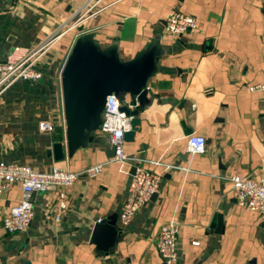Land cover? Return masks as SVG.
Segmentation results:
<instances>
[{
  "label": "crops",
  "instance_id": "1",
  "mask_svg": "<svg viewBox=\"0 0 264 264\" xmlns=\"http://www.w3.org/2000/svg\"><path fill=\"white\" fill-rule=\"evenodd\" d=\"M86 0H0V60L14 46L32 47L73 24ZM98 14L68 29L36 64L42 77L16 80L0 95V161L37 171L81 170L102 163L100 174L32 194L27 230L8 233L2 219L21 198L14 184L0 197V264H164L156 250L162 223L180 224L174 264H264V222L240 207L228 176L264 178V98L248 85L264 83V0H107ZM196 18L197 28L173 36L169 11ZM92 33L101 48L115 45L120 61L151 46L156 69L147 79L148 102L124 150L160 176L157 192L125 225L119 213L133 166L112 161L107 135L56 159L65 137L61 71L75 40ZM123 100V99H122ZM126 100V99H125ZM40 121L54 124L41 131ZM60 127V130H56ZM205 138L189 153V134ZM65 193L60 221L50 212ZM115 216L121 236L104 252L90 241L98 219ZM198 241L197 245L192 242Z\"/></svg>",
  "mask_w": 264,
  "mask_h": 264
},
{
  "label": "built area",
  "instance_id": "2",
  "mask_svg": "<svg viewBox=\"0 0 264 264\" xmlns=\"http://www.w3.org/2000/svg\"><path fill=\"white\" fill-rule=\"evenodd\" d=\"M107 0H86L79 10L73 24L63 25L50 33L41 42L32 47L14 46L0 60V95L16 80H38L42 77L41 71L35 66L51 50L60 37L71 28L80 24L88 17L95 16L107 6ZM196 18L178 10H171L165 18V31L173 36L189 34L196 30ZM248 90H259L264 98V83L248 85ZM121 99L113 93L108 94L101 113V122L98 126L108 138L113 149L112 161L128 163L133 166V174L127 187V194L119 213L120 226L127 225L136 212L145 205L157 192L160 176L143 165V159L124 150V134L131 128L130 115L121 111ZM38 128L41 131H53L54 124L49 121H40ZM205 138L192 133L187 136L186 150L189 153H198L204 150ZM102 163L87 166L81 170H70L52 166L47 171L34 170L29 165L0 161V197L11 189L14 184L21 186V198L11 207L2 219V226L8 233L22 232L28 229L34 217L32 194L35 191H45L52 187H67L72 185L78 177L93 178L100 174ZM227 179L231 183V191L237 204L250 211L256 212L264 222V178L232 175ZM59 206L50 214L54 221H60L68 206L65 193H59ZM101 219H98L99 222ZM180 224L175 220L160 225L156 250L164 264H174L178 258L177 238ZM194 245L198 241L192 242Z\"/></svg>",
  "mask_w": 264,
  "mask_h": 264
},
{
  "label": "water",
  "instance_id": "3",
  "mask_svg": "<svg viewBox=\"0 0 264 264\" xmlns=\"http://www.w3.org/2000/svg\"><path fill=\"white\" fill-rule=\"evenodd\" d=\"M155 55L149 46L132 60L120 61L116 46L101 49L92 33H85L75 40L60 76L65 137L63 141L60 137L55 139L56 159L63 158L64 146L70 153L74 146L92 139V132L101 122L106 96L111 93L121 99L119 109L132 117L131 128L125 132L124 140L133 138L140 122L139 110L148 102L150 91L146 83L156 69ZM110 151L113 154L112 148ZM120 236L117 219L109 216L94 224L90 241L97 249L109 252Z\"/></svg>",
  "mask_w": 264,
  "mask_h": 264
}]
</instances>
